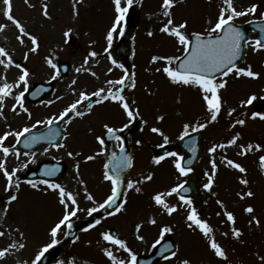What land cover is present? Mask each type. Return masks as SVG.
Here are the masks:
<instances>
[{
	"label": "rangeland",
	"instance_id": "obj_1",
	"mask_svg": "<svg viewBox=\"0 0 264 264\" xmlns=\"http://www.w3.org/2000/svg\"><path fill=\"white\" fill-rule=\"evenodd\" d=\"M11 2L14 17L22 23L27 32L37 36L39 47L37 52L29 53L27 61L24 60V53L32 47L31 41L25 38V43L20 44L16 39L19 30L3 15V0H0V25L6 27L0 30V47H4L15 62L29 69V87L37 81H52L54 86L52 92L36 104H29L24 97L25 107L32 113L30 119L26 113L19 112V109L17 110L19 114L12 111L14 95L23 90L22 86L13 88V96L5 98L3 108L0 109L2 111L0 135L9 130L18 131L25 126L31 127L37 120L58 116L67 105L79 98V92L91 94L100 87H109L105 84L106 80H118L123 76L122 68L118 67L120 63L113 64V59L109 57V47L105 39L115 17L113 0H27V2L11 0ZM162 3L163 0H140V20L129 38L130 61L134 65L136 86L130 87L129 81L126 93L132 99V107L139 110L141 125L131 138L133 166L126 175L125 195L122 199L126 200L125 208L114 215L107 214L95 227L77 232L53 264H112L104 255V248H111L117 259L126 261L128 259L126 252L107 241L104 242L101 238V233L108 232L112 225L116 228L118 237L125 240L137 255L151 249L159 238L163 226L172 227L173 231L166 233L165 236L168 234L175 241L177 255L155 264H181L184 259L189 260L190 264H264V169L260 167L262 148L259 150L254 148L241 155L242 149L239 147L243 145L246 148L248 144L264 146V119L252 118L253 112L264 114V108L258 110L256 103L264 96L262 66L264 51L254 50L252 46L254 37L251 34V39L247 43L248 59L240 67L253 64L260 76L254 79L236 77L230 73L227 77H218V82L226 81V87L220 90L223 101L221 112L216 121H211L202 92L197 87L172 84L163 72L156 71L164 62L159 61L155 64L151 62L153 56L182 54V46L176 39L160 31L168 19L162 14ZM253 3L259 6L258 13L261 16V13H264V0H234V6L240 11ZM44 4L48 5V17L43 15ZM223 6V0H175L171 13L175 24L187 20V33L190 29L192 32L204 33L210 23H215ZM253 17V14H250L237 17L234 21L244 22ZM123 27L125 29L124 23ZM69 30L71 31L66 37L64 33ZM149 32L153 35L149 36ZM119 37L118 33L114 34L112 44ZM105 48H108L107 52ZM92 51H95L97 56L90 57L89 53ZM86 57L89 62L85 65ZM0 59L6 60L2 57ZM47 59H51L56 65L59 61L67 62V72L60 73L53 80L52 76L56 70L47 64ZM82 65L87 71L77 72L76 69ZM109 69L112 71L109 72ZM92 72L96 75L93 76ZM19 74V70L14 66L5 68L0 64V84L4 83L5 79L6 82L14 84ZM73 80L76 81L75 85L72 84ZM252 95L257 99L252 104L242 106L241 101ZM49 101L53 103L49 104ZM83 104L84 102L78 105V109L85 111L86 115L73 116L70 123L64 124L63 147L38 149L33 151L35 157L31 155L33 152H29L28 156L21 152L19 160L10 154L6 161L9 170L19 169L17 176L20 178L26 169L22 167L25 162L28 166L35 167L38 161L44 159L64 160L67 170L58 183L77 195L80 208L72 220L87 217L89 208L102 203L111 194V184L103 178V154L97 155L102 148L104 153V147L99 144L96 137L103 135L105 123L120 128L128 119L117 102L105 101L102 104H94L91 112H87ZM229 109H235L231 116L228 114ZM159 115H164L163 121L157 120L156 117ZM238 119H244L245 124H236L235 121ZM197 122L205 123L206 127L202 129V155L191 173L181 177L176 168L174 169V157H166L159 165L153 163V148L159 147L158 145L163 143V138L152 133L151 127H159L169 137L170 151H175L180 156L174 143L181 136L185 123L195 125ZM40 125L43 124H38L36 128ZM237 133L239 136L236 145L218 148L215 153H209L208 149L213 144H226ZM137 140L143 143L144 148L138 147ZM15 141V137H8L4 144L11 147ZM68 152L79 155L69 157ZM87 156H94L95 159L86 160ZM224 157L240 163L246 172L240 173L228 166ZM2 159L3 154L0 153V160ZM212 159L216 160L217 173L212 191L209 192L203 188V184L207 182L205 171L211 174ZM77 162L79 174L75 168ZM149 173L153 175V179L142 181V177ZM241 178L247 179L249 184H242ZM20 180V189L10 190L11 194L18 195V199L9 203V197L5 194L6 179L0 172V231L5 233L4 236H0V249L13 242L17 245L20 243L26 245L22 249L19 247L10 249L9 253L0 259V264H22L23 261L31 264L39 250L51 242L50 228L62 215V206L59 204L56 191L45 190L47 186L43 184L39 185L38 189H33L21 178ZM81 180L84 183H81ZM128 180L137 181L135 187H140L141 191L136 192L135 187L127 189ZM186 180L195 182L197 191L191 197L192 206L197 209L199 217L213 228L212 235L225 249L226 259L214 254L207 238L198 228L187 227L188 208L181 206L182 202L175 194L166 197L170 204L178 206L177 211L171 216L163 212L152 200L156 192H166L177 183ZM85 189L93 195L96 204L86 199ZM248 190L253 191L255 195L241 200L238 193ZM217 200L223 201L226 209L234 213L235 225L227 221L223 214L224 209ZM248 205L254 208L251 214L243 211ZM253 216L259 223L252 219ZM152 218L157 220L156 225L148 223ZM106 223L109 225L106 226ZM138 223L143 225L139 233L144 237L143 240L137 239L135 226ZM233 227L241 230L239 238L232 235ZM21 232L24 233L23 237L20 236ZM65 233L66 227H62L57 239L62 240Z\"/></svg>",
	"mask_w": 264,
	"mask_h": 264
},
{
	"label": "snow or ice",
	"instance_id": "obj_2",
	"mask_svg": "<svg viewBox=\"0 0 264 264\" xmlns=\"http://www.w3.org/2000/svg\"><path fill=\"white\" fill-rule=\"evenodd\" d=\"M27 2V0H26ZM124 6H122V0H113L114 8H115V17L114 21L111 24V26L108 28L106 32L105 39L107 41V45L110 48L112 46L114 34H119L120 36L124 35L125 29L123 27V22L125 20V17L129 11V8L133 5V0H123ZM175 3V0H163V3L161 5V8L163 9V16L167 17L166 23L163 24V26L160 28V31L162 33H165L171 37H174L179 45L182 46V56H153L151 58V62L153 64L163 61L164 64L162 67H157V72H163L168 80L172 84L176 85H183V86H192L197 87L202 92V98L205 102L207 112L210 114L211 121H216L218 118V115L221 112L223 101L220 94V90L226 87V81H217L216 75L217 73H220L222 76L227 77L230 73L234 74L236 77H249V78H259L260 73L253 70L252 66L249 65L247 67H238L236 61L240 57L241 49H242V42L246 43L245 34L240 30L238 26L234 24V20L237 17L246 16L250 14H255L258 9V5L253 3L248 8L244 9L243 11L237 10V8L234 6V0H223V7L220 8L218 17L214 24L210 23L208 29L206 32H193L191 34L187 33V20L175 24L174 20L172 18L171 9L173 8ZM3 15L12 22V24L15 25V27L19 30V35L16 37V39L19 41L20 44L25 43V38H28L31 41L32 47L29 48L28 52L24 53V60L27 61L29 58V53H35L38 50L39 44H38V38L37 36L30 34L27 32L25 27L22 25V23L16 19L13 15V5L11 0H3ZM43 15L45 17L49 16L48 13V5H43ZM261 19H264V13H261L260 16ZM6 27V25H0V30H3ZM71 30L64 33V35L67 37L69 35V32ZM261 31H264V28H261ZM149 36L153 35L152 32L148 33ZM191 37V38H190ZM252 46L254 50H264V40H261L260 38L255 39L252 41ZM108 51V48H105V52ZM90 57L97 56V53L95 51H92L89 53ZM0 57L6 58L0 59V64H3L5 68H8L9 66H14L16 69L19 70L18 78L16 79L15 83H8L5 82L0 84V109L3 108V101L5 98L9 96H13V88H20L22 86L23 90L19 91L14 95V101L15 103L12 104V111L17 112H23L26 113L29 117V119L32 116V113L29 111L27 107H25L24 103V97L25 93L29 91V76L30 72L27 67L24 65L17 63L14 61L13 57L9 54V52L4 48L0 47ZM47 64L55 71V74L52 76V79L55 80L59 75L60 72L57 69V65L52 62L51 59H47ZM88 57L85 58L84 64H88ZM178 62V63H177ZM113 64H116L115 60H112ZM120 68H124V66L118 65ZM87 71L83 67V65L80 68H77L76 71ZM112 69H109V72H111ZM92 75L95 76L96 73L92 72ZM135 73H132L131 76L128 74L127 69L124 70V76H122L118 80H106L105 84L109 87H100L96 91L92 92L91 94H88L86 92H79V98L75 100L74 102L67 105L63 111L59 113L58 116H52L47 118L46 120H37L35 124L31 125V127L25 126L21 130H9L3 133V135H0V153L3 154L2 160H0V172H2L3 176L6 179V191L9 192V203L12 201H15L18 199V195L11 194L10 190L15 188L17 190L21 187V180L17 176V172L19 171L18 168H12L9 170L6 167V161L8 156L14 155L17 160L20 159L21 152L18 148H16V144L23 143L26 148H31L34 144H36L40 140L48 139L52 140L57 135H59V131L56 129L49 128L47 133H41L40 135H28L25 137L26 133H31L33 128H36L38 124H46V125H52L57 120H65L66 117L69 119L65 122L70 123L71 117L69 114H74L75 117H83L86 115L85 111H81L78 109V105H81L82 102H87L85 104L87 112H91L93 109V103L88 102L90 101V97H96L95 104H102L105 101H114L117 102L120 107L122 108L124 114H126L128 118V123L123 125V128H127L128 124L132 123L133 120H135L139 115V110L134 109L130 107V103L126 100L125 96L122 94L124 90V85L126 79L130 81V87L135 88L136 81L134 79ZM72 84L75 85L76 81L73 80ZM116 85H119L120 87H115ZM73 92H75V89H73ZM37 93L33 92L32 95L35 96ZM57 99H61V97H57ZM257 97L255 95L249 96L247 99L241 101V105H249L252 104L254 100H256ZM49 104L53 103V101H49ZM19 109V112L17 111ZM235 112V109H229L228 114L231 116L232 113ZM0 114H2V111H0ZM259 117L260 119H264V114L253 112L252 118L255 119ZM157 120L163 121L164 115H159L156 117ZM147 123V122H145ZM236 124L244 125L245 120L244 119H238L235 121ZM105 129V133L107 137L111 140H114L119 143L120 147V155L118 156L116 152H113L111 154V159L104 164V174L103 178L105 181L110 182L111 184V194L107 196L106 199L102 203L96 204L94 197L91 193L87 192V189H85L86 193V199L89 201H93L96 206H93L87 210V213L89 216H91L93 213H97L98 209H103L106 206L109 208L114 207V211L109 212L108 215H114L115 213L121 212L125 208L126 200L118 203V200L122 196L125 195V193L121 189L122 180L120 177L121 172H123L127 168H131L133 166V158L131 156L124 154V144H123V138L121 135H118L119 132L122 131L120 128H115L110 126L109 124L105 123L103 125ZM206 127L205 123H199L197 122L195 125L191 123H185L183 125V131L181 133L180 138L183 139V137L188 136L190 133V130L192 132H196L200 129H203ZM150 131L152 133L159 134L163 138V143L158 145L159 147L163 148L166 144L169 143V137L163 133V131L159 127H151ZM239 136V133L236 134V136H233L230 140L227 141L226 144H213L209 149V153H215L218 148H227L232 145L237 144V138ZM8 137H15L16 144L11 145V147L5 146L4 141ZM25 137L23 141H21V138ZM96 140L99 142L100 145H104L105 140L103 136H97ZM137 144H140L141 141L137 140ZM63 144L55 143L53 144V147L55 148H61L63 147ZM242 150L240 152L241 155H244L247 151H252L254 148L259 150L262 148V145L256 144H248L245 148L243 145L239 146ZM195 149H193L194 151ZM103 154V148L100 152L97 153V155ZM25 156H28L29 153L25 152ZM33 157H35V153H31ZM74 155L78 156L79 153H73L68 152L69 157H73ZM166 157H174V166L176 170L178 171L179 175L181 177L187 176L189 173L193 171L191 167H187L184 164L181 163L183 157L178 156L175 152H166L163 155H158L153 157V163L156 165H159ZM86 160H93L95 159L94 156H87L85 157ZM224 161H226V164L230 166L231 168L237 169L240 173H245L246 169L243 167L240 163L235 162L231 159H228L227 157L223 158ZM34 162V160L32 161ZM189 165H191L192 161L189 160L187 162ZM211 163V174L208 171H205L204 175L207 177V182L203 184V188L206 191L211 192L214 178L217 173V163L215 159H212L210 161ZM28 163L25 162L22 167H27ZM260 167L264 169V156L260 157ZM75 168L77 171V174H79V162L75 164ZM109 170H111L114 174H109ZM55 169H49L47 170L44 175L46 176H52L55 175ZM153 179V175L151 173L145 175L142 177V181H151ZM28 185H30L33 189H38L39 185L43 184L46 185L47 189H52L57 192L58 194V201L59 204L62 206V215L58 220L54 223L53 226L50 228V236H51V242L45 244L39 252L36 254L35 258L31 261V264H37L38 261L41 260V257L54 245L59 243V240L57 239L58 233L62 230V227H66L67 229H71L73 227L72 224V218L77 216V212L80 211L79 203L77 199V195L74 194L72 191L67 190L64 186H62L59 183H51L49 180L44 179L41 181H33L31 179H28L24 181ZM81 183H84L83 180L80 181ZM240 182L244 185H248L249 181L245 178H241ZM137 184V181L128 180L126 187L127 189H133L135 185ZM136 192H140V187H135ZM189 189L185 187V182L177 183L175 186L171 187L166 192H156L152 196V200L154 201L155 205H157L160 209L163 210L167 215L171 216L173 213H175L178 209L177 205L170 204L166 197L173 196L174 194L179 197V200L182 202L181 206H186L188 208V212L186 215V221H187V227L189 229L198 228L200 232L203 234L205 238L208 240L209 247L213 250L214 254L217 257L220 258H227L226 257V251L221 246L220 243L217 242V240L214 238L213 234V228L209 225V223L206 220H203L199 217L197 214V209L193 207V201L191 198H188L184 195H182V192H188ZM215 195V193H213ZM241 200L245 198H251L255 195V193L251 190L238 193ZM217 203L220 204L221 208L224 209V215L227 218V221H229L231 224L235 225L236 223V217L234 213L231 210H227L223 201L217 200ZM7 209L5 208V212ZM246 213H253L254 208L252 205H248L243 209ZM219 214V213H218ZM253 220L256 221V223H259V220L253 216ZM101 221L97 219L95 221V224H89L88 228H93L95 225L100 224ZM148 223L156 225L157 220L155 218H152L148 221ZM142 224L138 223L136 224V233H137V239L143 240L144 237L142 235H139L140 230L142 228ZM87 231V229H85ZM173 231L172 227H169L167 225L163 226L160 229L159 238L153 243L152 247L155 248L157 245L161 243V240L164 239L166 233H170ZM67 234V233H65ZM241 230L238 228L233 227L232 228V235L236 238H239L241 236ZM5 233L3 231H0V236H4ZM227 235V233H225ZM20 236L23 237L24 233L21 232ZM102 239L104 241L109 242L111 245L118 247L119 249L123 250L127 253L128 259L125 261L123 259H117V257L114 255L111 248H104V255L108 257V259L112 262V264H137V254L128 246L127 242L118 236H113L112 234L108 232L101 233ZM78 239V237H77ZM24 248L26 247L25 244L20 243L17 245L15 242L9 244L7 247H4L0 249V259L4 258L10 251V249L14 248ZM172 247L171 244H167L162 248V252H167ZM177 253L175 251H172L169 253V255H165L163 258L165 260H169L171 257H175ZM22 264H28L27 261H23ZM181 264H190V261L187 259H184L181 261Z\"/></svg>",
	"mask_w": 264,
	"mask_h": 264
},
{
	"label": "water",
	"instance_id": "obj_3",
	"mask_svg": "<svg viewBox=\"0 0 264 264\" xmlns=\"http://www.w3.org/2000/svg\"><path fill=\"white\" fill-rule=\"evenodd\" d=\"M138 21V13L135 10L134 7H132L128 13V17H127V23L129 27H133L136 25ZM249 25L244 27L242 26L243 32H246L248 30ZM242 49H243V44H242ZM129 49L128 47L123 45V42L120 41L118 44H116L112 49H111V55L116 58V59H123V65L125 67V69H127L128 73L130 71V65L128 64L127 60H128V55H129ZM243 55H244V51L241 54V57L238 60H242L243 59ZM178 63V62H177ZM220 73H217L215 75H219ZM34 90L37 89V96L35 97V99H38L39 97L43 96L44 94L48 93L50 90V86H45L42 87L40 85H37L33 88ZM33 90V91H34ZM32 91V92H33ZM33 100V99H32ZM264 104V100L262 101ZM66 120V118H65ZM62 121L64 120H59L56 123L49 125L47 127H45L44 129H41L39 131H32L31 133H26L25 137H27L28 135H40L41 133H47L49 128L52 129H56L59 131V135H57L54 139L52 140H48V139H44V140H40L38 141L36 144H34L31 148H26L24 146V144L21 142L18 144V146L24 150H29V149H36L37 147L41 146V145H48V144H55V143H59V139L61 137L62 134V130L59 127L60 123H62ZM133 129V124L129 125L126 129L123 130V133H118V135H121L123 138V141H125L126 136L131 132V130ZM25 137L21 138V141H23V139ZM200 139H201V132L197 131L194 133L189 134L188 136L183 137V139H180L178 141V147L180 148V150L183 153V160H182V164H184L187 167H192L194 165V163L197 161V159L200 156V152H201V145H200ZM106 144L108 145V151H109V157L106 158V163L111 159V154L113 152H116V154L119 156L120 155V150H116L113 145L112 142L113 140L109 139L107 137V135L104 138ZM126 143V142H125ZM193 149H195L193 151ZM127 150L124 147V153H126ZM125 155H128L125 154ZM191 160L192 163L191 165H189L187 162ZM49 169H55V175L52 176H46L44 175V173L49 170ZM65 166L63 163H57V162H49V161H43L40 162L38 164V168L36 169V171H28L26 173V177L27 178H45L48 180H57L61 177L62 173L64 172ZM111 172V170H109ZM124 172V171H123ZM122 173V172H121ZM122 186V184H121ZM120 186V187H121ZM185 187H187L189 189L188 192H182L181 194L184 196H190L194 193L195 188L192 184V182H188ZM115 206H113L112 208L109 207H105L102 210H100L99 212H97L94 216L89 217L86 220L81 221L82 225L79 226V228L87 226L88 224H90L95 218H97L98 216H100L101 214L105 213L108 210L113 209ZM167 244H171L172 247L167 251V252H162V248L167 245ZM60 246L55 247L53 249L48 250L42 257L41 260L37 262V264H50L58 255L59 251H60ZM175 250V246L173 244V242L170 240V238H165L154 250L153 254H151V256L141 259L139 258L138 263L141 264H153L158 258L169 254L170 252Z\"/></svg>",
	"mask_w": 264,
	"mask_h": 264
}]
</instances>
